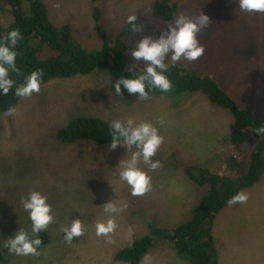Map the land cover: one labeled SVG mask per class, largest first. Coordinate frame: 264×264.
<instances>
[{
    "label": "rangeland",
    "instance_id": "374dc122",
    "mask_svg": "<svg viewBox=\"0 0 264 264\" xmlns=\"http://www.w3.org/2000/svg\"><path fill=\"white\" fill-rule=\"evenodd\" d=\"M43 1L56 28L68 25L73 40L88 51L102 48L90 0ZM154 1H97L99 26L112 41L124 31L129 15L138 17L140 32L123 36L127 48L122 63L127 68L141 70L144 66L130 56L135 43L142 36L158 37L170 24L153 17ZM180 1L179 16L195 19L204 14L209 23L197 35L205 49L203 55L194 62L182 60L176 64L215 76L242 108L264 121V13L242 12L238 0ZM0 21L4 26L12 24L11 12L2 10ZM109 45V56H113L116 48ZM35 46L42 51L41 58L51 56L40 42ZM172 64L168 62V67ZM114 82L108 72L101 71L53 79L41 86L38 94L22 98L14 117H0V264H52L57 244L61 248L68 244L62 228L78 218L88 223L84 241L74 246L76 257L69 255L61 264H128L115 262V255L148 234L149 222L173 229L194 216L207 188L188 178L187 166H202L222 176L245 174L257 140L250 129L245 130L242 153L238 155L229 143L234 129L230 113L212 107L199 95L153 96L146 100L117 96ZM86 115L109 123L132 118L159 130L163 142L152 157L159 166L150 170L142 159L137 165L150 178L144 194L133 196L127 183L119 179L134 147L106 149L98 156L95 147L79 143L65 147L57 142V126ZM231 156L240 161L237 168H229ZM34 190L48 197L53 220L39 233L38 255L15 256L4 241L19 229L30 237L36 235L21 204L22 198ZM244 193L247 200L237 208L225 209L214 223L219 264H264V177ZM109 202L117 212L105 211L104 205ZM109 218L115 221V229L97 236L96 223ZM140 264L186 262L173 244L156 241Z\"/></svg>",
    "mask_w": 264,
    "mask_h": 264
},
{
    "label": "trees",
    "instance_id": "16d2710c",
    "mask_svg": "<svg viewBox=\"0 0 264 264\" xmlns=\"http://www.w3.org/2000/svg\"><path fill=\"white\" fill-rule=\"evenodd\" d=\"M90 1L94 6L93 20L103 40L102 48L97 51H88L76 43L68 25L60 29L56 28L48 16V6L43 0H0V12L8 10L13 18L9 26H4L0 21V38L6 37L12 29H18L22 36V39L14 46L19 72L10 73L16 83H22L24 77L36 69L43 72L41 86L53 79L89 76L95 71L108 72L114 80L121 76L133 78L140 73V70L127 68L122 63V56L127 48L123 36L134 33L131 26L127 23L123 27L124 31L112 41L99 26L101 11L97 7L98 0ZM181 7L180 0H155L152 4V15L159 21L171 23L179 16ZM137 23L139 24V21ZM36 41L51 53L50 57L41 58L42 51L36 48ZM109 44L116 48L113 56H109ZM164 74L172 83L171 90L160 92L158 89H153L149 97L202 96L209 105L228 112L233 117L234 129L230 133L229 143L238 155L242 153L245 130L252 131L257 143L251 151L248 168L240 177L214 174L208 168L198 165L187 166L185 171L188 178L197 186L207 188L194 216L173 229L149 222L147 224L149 233L138 238L130 247L120 250L115 255L114 261L140 264L154 247L155 242L163 241L173 244L175 251L186 264H219L213 226L217 217L225 209L240 206L241 203L229 206L227 203L229 198L238 192L252 189L264 177V134L258 136L255 132L257 128L264 127V121L251 110L242 108L234 96L211 74L183 68L177 64L170 65ZM123 96L136 97L126 92ZM21 99L14 96L12 91L7 96H0V117L5 115V108L10 105L16 107ZM109 132L108 121L98 116L86 115L73 118L67 125L57 126L54 136L57 142L65 147L77 143L95 147L96 154L100 156L103 150L108 149L107 145L111 139ZM228 162L230 169L237 168L240 163L234 156H231ZM79 220L82 224V234L74 237L66 248L58 247L60 246L58 243L52 264L67 261L69 255L72 259L76 257L74 246L84 241L85 228L88 225L82 219ZM31 256L33 255L23 257Z\"/></svg>",
    "mask_w": 264,
    "mask_h": 264
},
{
    "label": "clouds",
    "instance_id": "9594fccd",
    "mask_svg": "<svg viewBox=\"0 0 264 264\" xmlns=\"http://www.w3.org/2000/svg\"><path fill=\"white\" fill-rule=\"evenodd\" d=\"M238 7L246 13H264V0H238ZM138 17L134 14L127 17V23L133 32H140L141 27L137 23ZM209 23L208 16L201 14L195 19L185 16H177L169 24L166 31L161 32L158 37L142 36L135 43L130 52L132 60L143 62L144 66L140 73L133 78L121 76L112 83V88L117 96L135 95L138 99H148L153 89L160 92H168L172 83L164 74L168 68V62H194L200 58L205 49L197 39L198 33ZM22 39L18 29H12L6 37L0 38V96H7L10 91L18 98H28L34 93H39L43 72L40 69L33 70L27 74L22 83H16L10 73H18L16 65L17 52L14 46ZM15 106H8L4 114L15 116ZM256 134H264V127L255 130ZM110 143L107 145L109 151H116L122 147L126 150L135 148L130 160L119 172V179L127 183L131 188L133 196L142 195L150 184V178L137 165L142 159L150 170L159 166V161H153L157 149L163 142L159 130L149 122L136 123L132 118L124 121L112 120L110 123ZM244 192H238L229 198L228 205L244 203L247 200ZM47 196L39 191H31L27 198H22L23 209L28 213L31 221V232L36 234L30 237L28 233L19 229L14 236L4 241V246L9 253L17 256L38 255L37 249L41 246L39 233L45 231L52 222L51 205L47 203ZM105 211L115 213L118 209L111 203L104 205ZM116 227L115 221L111 218L106 222H97L95 225L96 235H107ZM64 240L71 243L74 237L82 234V224L75 219L67 227H63Z\"/></svg>",
    "mask_w": 264,
    "mask_h": 264
},
{
    "label": "bare ground",
    "instance_id": "6f19581e",
    "mask_svg": "<svg viewBox=\"0 0 264 264\" xmlns=\"http://www.w3.org/2000/svg\"><path fill=\"white\" fill-rule=\"evenodd\" d=\"M260 86V85H259ZM264 90V89H263ZM262 96V95H261ZM260 98V97H259ZM183 155V154H182ZM230 160V159H229ZM182 161V160H181ZM165 194V193H164Z\"/></svg>",
    "mask_w": 264,
    "mask_h": 264
}]
</instances>
